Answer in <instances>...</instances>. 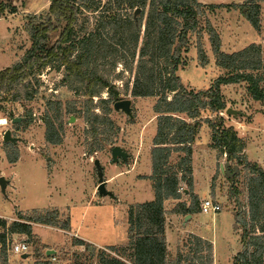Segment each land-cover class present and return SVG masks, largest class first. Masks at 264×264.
Masks as SVG:
<instances>
[{
  "label": "rangeland",
  "instance_id": "374dc122",
  "mask_svg": "<svg viewBox=\"0 0 264 264\" xmlns=\"http://www.w3.org/2000/svg\"><path fill=\"white\" fill-rule=\"evenodd\" d=\"M77 1L81 5L82 12L78 15L72 39L76 41L88 33L99 31L100 34L106 35L107 27L103 29L101 25L116 9L108 4V0ZM236 1L208 0L206 2L216 4ZM253 1L260 6L258 35L262 40L261 43L255 42L257 32L249 21L245 20L243 14L250 0H242L237 3L239 6L230 8L219 7L210 10L206 6L200 7L202 13L198 19V30L189 33L188 44L181 53L182 62L176 70V74L180 76L186 89L194 91L206 89L217 76L228 73L226 69L215 63V56L205 28L206 21H209L218 32L221 50L234 52L244 48L249 42H254L260 44L264 56V0ZM90 2L93 3L88 8L84 6V3L89 5ZM95 4H97L96 10L94 9ZM48 7L49 0H0V69L21 59L30 46V38L24 28L26 21L33 17H36L37 21L43 19ZM121 7L119 13L122 18L139 14L125 4ZM147 9L146 6L142 18L139 45ZM57 35V32L51 33L49 44L55 41ZM197 43L201 44L207 56L205 65L199 62ZM137 58L138 48L131 69L127 67L129 60L123 57L117 60L115 66L111 64L113 60L111 56L97 60L98 75L108 79L118 91L115 100H130L129 113L122 109H114L111 104L109 117L113 122L112 128L99 125L100 133L97 135L92 133L90 125L82 117L84 96L71 87L69 79L64 78L65 71L62 66L56 68L52 65L29 77L28 87L32 92L31 99L13 101L10 94L0 95V120L5 119V123L0 124V176H4L7 180L6 190L2 192L0 188V213L4 216L10 215L6 218L0 216V220H4L9 226L13 221H19V213L32 215L33 209L57 208L61 217L70 212L75 223L79 221L83 212V221L80 222L83 223L81 229L85 231L89 229L84 226L85 223L92 226L94 216L96 220L98 218L103 223L102 219L108 218L115 210L118 218H126V210L122 211L121 206L113 209L112 204H125L130 200L129 192H132L133 185H137L133 180L134 173H139L136 176L138 178L149 179L147 178L149 174H144L147 171L146 164L149 166V160L151 164L150 150L157 121L154 105L158 97H136L130 92ZM126 84H128V90ZM246 87V82L221 85L220 89L226 107L236 110V113L226 114L224 109L221 116L224 125L232 123L238 136L245 141L244 153L247 159L256 162L264 170V101L252 99ZM109 96L110 91L104 88L99 96H93V103H96L99 98L105 99ZM172 96L173 92L168 93V99ZM58 107L62 112V141L59 144H52L45 140L46 125L43 117L45 115L54 117ZM69 109H75V111L70 112ZM101 111L99 105L96 104L94 112L101 114ZM210 115L209 110L200 112L198 118L200 125L196 136L201 130V137H199L201 141V138L205 140L207 137L208 139L211 133V128L205 121V117ZM14 118L18 120L13 122ZM6 130H10V135L15 138L14 142L4 141L3 135ZM95 139H100L103 147L90 153L92 142ZM114 146L120 147L126 153V157H118L116 161H113L111 149ZM8 155H17V160L9 162ZM215 157L218 162L211 179L213 193L211 198L220 204V211L213 215L201 213L196 217L195 222L182 217L175 222V225L183 229L190 228L197 235L209 239L213 244L215 262L230 264L232 253L242 249L240 242L242 227L236 221L234 224L231 211H234V214L235 212L240 213V216L249 221L248 172L243 169L242 165H239L231 181L225 173L224 165L227 162L225 155L216 150ZM177 158L178 153L174 152L171 154L170 161L174 163ZM95 159H98L101 165L102 180L108 192L104 194L108 197L102 206H96L101 197L99 198L100 194L97 190L99 179L94 164ZM197 160L200 158L197 157ZM198 162L197 165L200 164ZM229 167L232 168V163H229ZM130 170L132 174H128ZM121 172L129 176L126 178L124 175H119ZM150 184L141 182L140 189ZM91 192L92 196L98 194L97 198L93 200L91 206H87L84 210L86 197L90 196ZM181 194V198H184V193ZM170 204H167L168 208ZM172 209L167 212H171ZM167 222L172 228L173 220L168 219ZM233 224L238 232L234 230ZM121 229L122 227L119 228V232ZM35 231L38 236L36 234L27 236L24 233L18 236L19 239L23 237L31 244L30 255L32 254L33 257L39 254L44 259V250L48 245L45 247L42 242L51 244L56 242L55 244H59L55 248L58 250L57 257L61 264H75V262L93 264L96 261L90 250L78 253L71 249L69 234L45 227V225L35 226ZM188 234L189 232L179 234L182 240L179 248L184 251L187 250L183 244H187ZM112 237L113 234L109 233L107 238L109 240ZM15 238L17 239V236ZM6 259L7 264H16L21 260L18 256L11 254Z\"/></svg>",
  "mask_w": 264,
  "mask_h": 264
},
{
  "label": "trees",
  "instance_id": "16d2710c",
  "mask_svg": "<svg viewBox=\"0 0 264 264\" xmlns=\"http://www.w3.org/2000/svg\"><path fill=\"white\" fill-rule=\"evenodd\" d=\"M116 11L109 14L101 25L107 27L106 35L88 33L73 40L74 26L82 12L77 0H49L48 11L41 20L36 17L25 23L30 38V46L20 60L0 69V95L10 94L11 100L31 99L28 79L43 68L63 67L65 79L71 87L82 94V117L90 125L94 135L99 134V125L112 128L109 117L111 104L116 101L118 91L108 79L102 78L96 71L97 60L111 56L112 66L122 57L127 67L132 68L138 48L135 75L130 92L136 97L157 96L154 105L157 113L156 132L150 150L151 180L154 199L135 203L128 207V243L125 246H108L99 250L96 264H212L213 245L208 239L189 233L187 250L177 249L173 260L167 259L164 235V200L179 199L185 190L190 204L177 203L172 212L183 215L199 210V198L192 188V144L200 122V112L209 110L205 117L211 128V146L225 153L226 161L233 165H242L248 172V219L234 214V219L242 227L240 242L242 249L233 256L231 264H264V170L256 162L247 159L244 153L245 141L238 136L232 125H224L221 112L226 105L221 93V85L246 82V90L251 98L264 101V56L258 43H250L244 48L225 52L221 50V40L216 29L206 21L207 30L215 63L227 70L219 75L206 89H186L176 70L181 53L188 44L191 32H197L198 19L202 13L200 7L214 8L236 7L237 3L203 4L197 0H108ZM84 3L85 7H89ZM125 4L131 10L140 8L133 17H121V6ZM148 7L144 29L141 35L142 18ZM97 4L94 5V9ZM96 10V9H95ZM260 6L250 0L244 17L256 30L260 28ZM40 18V17H37ZM57 32V38L49 44L51 33ZM197 56L201 65L207 63V56L200 43H197ZM104 88L110 91L108 98H99L93 103V96H99ZM128 90V84H126ZM173 96L168 99V93ZM99 105L101 114L95 113ZM74 112L75 109H69ZM211 118V119H210ZM44 137L52 144L62 141V112L56 109L54 117L45 115ZM100 139L92 142L90 153L102 149ZM178 153L177 161H170L172 153ZM9 162H15L17 155H8ZM227 175V173H226ZM228 176V175H227ZM229 177V176H228ZM233 181V177H229ZM185 185V187L183 186ZM183 187V190H180ZM32 215L19 213V221H13L8 227L13 232L32 234L33 223L44 224L62 230H69V214H60L57 208L33 209ZM6 222L0 220V226ZM254 229V230H250ZM259 232V233H256ZM0 240L3 236L0 235ZM74 243L83 241L74 239ZM85 248L94 252V248L85 244ZM107 250L111 252L108 253ZM0 264H7L6 255H0ZM75 264H79L75 262Z\"/></svg>",
  "mask_w": 264,
  "mask_h": 264
},
{
  "label": "crops",
  "instance_id": "0c3cea01",
  "mask_svg": "<svg viewBox=\"0 0 264 264\" xmlns=\"http://www.w3.org/2000/svg\"><path fill=\"white\" fill-rule=\"evenodd\" d=\"M200 3L203 4H211L209 2H206L208 0H197ZM242 0H237L236 2H231V3H226V4H232V3H239ZM218 4V3H216ZM246 20V19H245ZM255 31L257 32V36H256V40L255 42H260L262 40H260V36L258 35V30L255 29ZM260 31V30H259ZM251 43V42H249ZM248 43V44H249ZM222 115V113H220ZM228 125H232L233 124H228ZM201 133V130H200ZM199 133V135H197L195 137V140L192 144V190L193 193L196 194L199 198V210L196 212H192L190 214H186L183 215L181 213H175V212H167V210H170L171 208H173L177 203L179 202H185L186 205L190 204V197L187 194V190H185L184 192V198H179V199H173V198H169L164 200V209L166 211L165 213V225H164V235H165V240H166V249H167V259L169 260H173L176 256L177 253V249L180 247L182 240H180V233L183 232H189L192 234L197 235L196 233H194L190 228L187 229H183L181 226H177V224L175 225V222H178L180 220V218H184L189 220L190 222L193 221L195 222L196 217L198 215H200L201 213L203 214H215L217 212H211V211H202L201 210V201L205 198L211 197L212 196V191H211V179L214 175V172L216 170V164H217V159L215 157L216 154V149L213 148L210 144H211V133H209L208 139L207 137L205 138V140L202 139V141L200 140L199 137H201V134ZM200 142V145H199ZM199 151V153H198ZM201 152V153H200ZM200 158V160H197ZM199 161V162H198ZM197 162L199 165H197ZM150 160H149V166L146 164V173L144 175H150ZM125 173L121 172L119 173V175H124ZM128 174H132V171L130 170V173ZM137 174L139 173H134L133 175V180L136 182L137 185H133L132 188V192L130 191V200H128L125 204L124 203H120V205H115L114 203L112 204L113 209L115 207H122V211L123 209L126 210V218L124 219H120L115 215V210L112 212V214L110 216H108V218L106 219H102L104 222H100L97 218V220L95 219V216L92 218L94 223L92 224V226H88L89 223H85V227H89L88 230L83 231L81 229V227L83 226V223H81L80 221L82 220V217L84 215V213L82 212V216L80 217L79 221L77 223H75L72 219V217L70 216V212H68L69 214V230H62L59 228H52V226H47L45 225V227L51 228V229H55L59 232H62L64 234H69L71 236L70 238V248L73 250H76V252L80 253V252H84L85 250H88L85 248V244L90 245L92 248H94V252L90 251L91 255L94 257V259H96V261L93 264L97 263V254L99 252V250H102L105 247L108 246H125L128 243V232H127V228H128V207L129 205L135 204V203H142L145 201H150L152 199H154V191L152 188V185L150 184V180L146 179V178H138L136 177ZM118 175V174H117ZM126 176V178L129 175H124ZM4 177V176H3ZM131 177V176H130ZM141 182H149L150 185H147L146 188L144 189H140V184ZM7 186V184H6ZM6 186H5V190H6ZM136 186V187H135ZM4 190V191H5ZM143 190V191H142ZM95 193V191H94ZM92 192L90 193V196L86 197V201L84 204V210L87 206H91L93 204V200H95L97 197V195L99 194H94V196L91 195ZM100 202L97 203L96 206H102L103 204H105L106 202V198L108 196L105 195H100L99 198ZM171 203L169 208L167 207V204ZM231 214L233 215V219H234V211H231ZM0 216H4L0 213ZM6 217H10L9 216H4L3 218ZM168 219H172L174 222V225L172 226V228L170 227V225L168 224L167 220ZM97 222V223H96ZM234 224H235V219H234ZM233 224V227H234ZM44 224H38V223H33L32 224V234H36L38 236V233L35 231V226H40ZM105 226V227H103ZM103 227V228H102ZM122 227L121 231L119 232V228ZM235 230V227H234ZM236 231V230H235ZM238 232V231H236ZM112 233L113 237L111 239L108 240V234ZM199 236V235H198ZM202 237V236H200ZM204 238V237H202ZM74 239H78L83 241V243H74ZM206 239V238H205ZM209 240V239H208ZM42 242V241H41ZM179 242V243H178ZM43 245L46 247V245H48V247H46L45 254L47 255L48 253L52 251L58 253L55 247H57V245L59 244H55L56 242H53V244L51 243H45L42 242ZM63 244V243H62ZM213 245V244H212ZM238 250H236L235 252L232 253L231 258H230V264L232 263L233 260V256L235 255V253ZM21 260H19L18 263L16 264H43V258H41V256L38 254L36 256H32V254L30 255V253H28V256L26 258H23L21 256H18ZM41 258V259H38ZM212 264H217V262H215L214 260V256H213V262Z\"/></svg>",
  "mask_w": 264,
  "mask_h": 264
},
{
  "label": "built area",
  "instance_id": "2783aa9c",
  "mask_svg": "<svg viewBox=\"0 0 264 264\" xmlns=\"http://www.w3.org/2000/svg\"><path fill=\"white\" fill-rule=\"evenodd\" d=\"M225 155V153H223ZM180 190H183V187H180ZM201 210L202 211H211L217 212L220 210V204L216 201H213L211 197L205 198L201 201ZM1 227V226H0ZM23 233L13 232L9 229L6 224L5 227L0 229V235L3 236V240H0V255L4 254L6 257L8 255H16L21 256L24 253H30L31 244L24 239L18 238L19 235ZM17 236V239L15 238ZM43 264H61L58 260L57 253L52 251L45 254L44 259L42 261Z\"/></svg>",
  "mask_w": 264,
  "mask_h": 264
},
{
  "label": "water",
  "instance_id": "95a60500",
  "mask_svg": "<svg viewBox=\"0 0 264 264\" xmlns=\"http://www.w3.org/2000/svg\"><path fill=\"white\" fill-rule=\"evenodd\" d=\"M139 11H140V8H138V7L135 8V13H138ZM113 108L114 109H122L126 113H129L130 112V100L129 99L116 100L113 103ZM225 113L226 114L236 113V110L232 109L230 107H226ZM17 120H18V118H14L13 122H16ZM3 139H4V141H11V142H14V140H15V138L10 135V130H6L4 132ZM111 156H112V160L116 161L118 157L125 158L126 153L120 147L114 146L111 149ZM94 164H95V168L97 170V175H98V179H99V184L97 187L98 193L100 195L107 194L108 192L105 189V182L102 180V175H103L102 168H101V165L99 164L98 159L94 160ZM228 166H229V162H225V165H224L225 173H227V175L229 177H232L233 174H235L236 171L238 170V165H236V164L233 165L234 169L231 173L228 172V169H227ZM6 184H7V180L1 175L0 176V188H1L2 192H4ZM186 216H189V215H186ZM27 256H28L27 253H24L21 255V257H23V258H26Z\"/></svg>",
  "mask_w": 264,
  "mask_h": 264
},
{
  "label": "bare ground",
  "instance_id": "6f19581e",
  "mask_svg": "<svg viewBox=\"0 0 264 264\" xmlns=\"http://www.w3.org/2000/svg\"><path fill=\"white\" fill-rule=\"evenodd\" d=\"M4 123H5V119H1L0 124H4Z\"/></svg>",
  "mask_w": 264,
  "mask_h": 264
}]
</instances>
